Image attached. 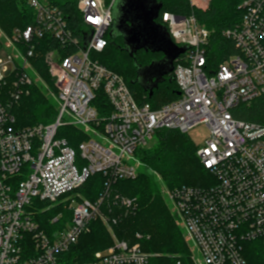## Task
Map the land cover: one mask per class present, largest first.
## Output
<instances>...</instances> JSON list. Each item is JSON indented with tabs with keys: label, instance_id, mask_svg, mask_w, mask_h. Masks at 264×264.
Here are the masks:
<instances>
[{
	"label": "built area",
	"instance_id": "1",
	"mask_svg": "<svg viewBox=\"0 0 264 264\" xmlns=\"http://www.w3.org/2000/svg\"><path fill=\"white\" fill-rule=\"evenodd\" d=\"M188 1L197 9L208 5V0ZM112 2L78 0L81 24L75 28L59 7L27 0L32 23L15 29L11 48H2L8 51L12 73L0 72L3 84L11 79L10 99H0V264H61L91 222L99 220L111 230L118 217L103 212L109 187L136 177V151L158 130L186 134L200 125L208 133L195 154L211 177L202 187L171 189L174 212L200 264H264V125L229 113L238 102L264 93V0H244L238 6L239 23L222 33L238 53L213 67L206 57L209 31L193 13L159 16L158 24L173 43L188 48L172 71L179 96L158 109L139 105L123 78L94 57L107 44ZM48 38L57 44L45 52L57 91V115L47 124L18 126L12 104L23 86L32 83L28 67L36 44ZM99 94L107 109L94 103ZM65 127L88 137L73 148ZM95 174L106 182L91 201L75 190ZM73 200L74 207L68 204ZM114 203L130 212L136 208L134 199L125 196L116 195ZM55 209L44 225L41 215ZM83 264L150 263L138 244L114 237Z\"/></svg>",
	"mask_w": 264,
	"mask_h": 264
},
{
	"label": "trees",
	"instance_id": "2",
	"mask_svg": "<svg viewBox=\"0 0 264 264\" xmlns=\"http://www.w3.org/2000/svg\"><path fill=\"white\" fill-rule=\"evenodd\" d=\"M44 1L62 9L75 28L81 24L77 10L78 0ZM103 1L106 5L111 2V0ZM154 1L161 4L155 23L158 24L159 16L163 12L180 16L193 13L198 23L209 31L206 48L209 66L213 67L228 56L238 53L233 41L224 37L222 33L233 29L239 23L242 12L238 6L244 0H208L204 10L191 7L188 0ZM32 21L33 12L28 7L27 0H0V33L6 37H11L15 29H23ZM105 38L106 47L94 54V57L107 69L123 78L139 105L148 104L151 109H158L178 98L179 91L175 81H169L173 76L172 72L164 76V80L159 82L151 93L135 81L137 75L135 63L141 66L149 65L152 60L162 59V53L139 50L134 57H130L122 49L121 37L112 39L108 31ZM55 46L57 44L49 38L35 46L36 55L33 64L46 85L32 78L31 84L23 86L21 95L11 108L18 126L47 124L54 121L57 115L59 107L57 91L45 63V52ZM182 55L184 53L175 59L173 68ZM10 82L11 79H8L5 84L0 82V99L3 102L10 99ZM94 103L97 106L100 104L102 110L103 106L106 109L108 107L103 94H99ZM229 113L236 120L264 125V93L252 100L238 102L230 108ZM64 130L68 144L76 148L78 142L83 140L79 139L80 131L72 127H65ZM195 150L196 147L185 134L167 129L158 130L153 141L135 153V164L138 167L136 177L115 181L109 187V197L103 212L118 217V223L112 227V233L118 240L138 244L141 250L149 255L150 264H167L175 260H180L183 264H193L190 260L185 231L178 227L179 221L166 205L160 187L165 186L169 189L181 186L202 187L208 183L211 176L200 165ZM140 167L143 169L141 170ZM156 176L160 177L161 182H156ZM105 182L103 176L95 174L75 191L93 201L101 194ZM116 195L134 199L135 210L126 211L115 204ZM55 213L56 209L41 215L44 225ZM64 216L69 219L71 213L66 211ZM112 242L111 233L104 224L99 220L93 221L89 232L81 235L77 244L64 254L63 261L65 264L87 263L91 261L94 252L106 249ZM248 256L252 259L251 253Z\"/></svg>",
	"mask_w": 264,
	"mask_h": 264
},
{
	"label": "water",
	"instance_id": "3",
	"mask_svg": "<svg viewBox=\"0 0 264 264\" xmlns=\"http://www.w3.org/2000/svg\"><path fill=\"white\" fill-rule=\"evenodd\" d=\"M161 4L154 0H113L111 5V25L109 36L122 38L123 50L130 57L139 50L162 53L160 60H152L149 65L135 63V81L144 90H151L171 73L175 59L187 50V46H177L171 40L166 27L157 24ZM171 76L169 81H173Z\"/></svg>",
	"mask_w": 264,
	"mask_h": 264
},
{
	"label": "rangeland",
	"instance_id": "4",
	"mask_svg": "<svg viewBox=\"0 0 264 264\" xmlns=\"http://www.w3.org/2000/svg\"><path fill=\"white\" fill-rule=\"evenodd\" d=\"M2 48H6V49H10L11 48L10 37H8V36L6 37L2 33H0V72L4 76H9L12 73V63L8 59V51L5 50V49H2ZM28 71H29V74L31 75L32 78H34L35 80L40 81L41 83L46 85L43 82V80L40 78L39 74L37 73V67L35 66V64H33V61L30 63V66L28 67ZM207 133L208 132H207L206 126L200 125V126L195 127L194 129L190 130L189 132H187L185 134V136H187L191 140V142L194 144V146L197 147L198 145L201 144V142L207 136ZM79 136H80L79 139H84V138L88 137V135L84 131H80V135ZM132 163H134V162H132ZM140 169L142 170L143 168L140 167ZM137 173H138V167H137ZM156 182H161L159 176H156ZM160 188H161L160 191L162 193V197L164 198V201L166 202V205L171 210V212H173L175 214L173 204L170 201L169 196H168V193L171 191V189H169V188H167L165 186H161ZM79 194L82 196L81 193H79ZM68 204H70L72 207H74L76 205V200H73V201H71ZM178 221H179V219H178ZM178 223H179L178 227L184 232V229H183L181 223L180 222H178ZM104 226L111 233V236H112V239H113L115 236H114V234L111 231L112 229L110 230L108 228V226L105 225V224H104ZM184 234H185V232H184ZM185 237H186L187 245L189 247L190 260L192 261L193 264H200V262L198 261L197 253L195 251L194 246L192 245L190 240L187 238L186 234H185ZM61 264H65V262L62 260Z\"/></svg>",
	"mask_w": 264,
	"mask_h": 264
}]
</instances>
